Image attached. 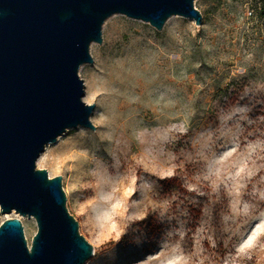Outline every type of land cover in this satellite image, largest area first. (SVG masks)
<instances>
[{"label": "rangeland", "instance_id": "1", "mask_svg": "<svg viewBox=\"0 0 264 264\" xmlns=\"http://www.w3.org/2000/svg\"><path fill=\"white\" fill-rule=\"evenodd\" d=\"M195 7L199 26L108 18L79 69L94 129L67 131L36 162L61 177L93 248L84 264H264V18L254 0ZM120 62L139 89L116 122L101 94L117 86L99 70ZM124 122L126 131L109 128ZM11 218L30 245L34 219L12 212L0 224Z\"/></svg>", "mask_w": 264, "mask_h": 264}, {"label": "water", "instance_id": "2", "mask_svg": "<svg viewBox=\"0 0 264 264\" xmlns=\"http://www.w3.org/2000/svg\"><path fill=\"white\" fill-rule=\"evenodd\" d=\"M196 0H0V214L33 218L28 245L18 218L0 224V264H84L93 248L66 207L60 175L36 162L78 127L93 130L79 69L92 63L113 15L161 30L172 16L202 24Z\"/></svg>", "mask_w": 264, "mask_h": 264}, {"label": "bare ground", "instance_id": "3", "mask_svg": "<svg viewBox=\"0 0 264 264\" xmlns=\"http://www.w3.org/2000/svg\"><path fill=\"white\" fill-rule=\"evenodd\" d=\"M125 63L120 62L115 64L110 70L109 73L104 64L100 65L99 72L108 78V82L117 86V89L112 92H104L101 94V98L108 102V107L103 110L104 116L113 117L116 122L121 120L127 113L132 111V103L128 102L127 96L131 94H135L138 91V86H136V80L134 79L132 73L124 72ZM127 122V120H126ZM109 128H114L115 130L126 131V124L121 123L119 125H111ZM138 172L140 169L138 167L135 168ZM134 188V195H137L139 190ZM122 189V186L119 188L118 192ZM168 213L172 214V205L169 206ZM125 236L121 235L120 240H122ZM127 249H124L120 252H126ZM133 252V251H127Z\"/></svg>", "mask_w": 264, "mask_h": 264}, {"label": "trees", "instance_id": "4", "mask_svg": "<svg viewBox=\"0 0 264 264\" xmlns=\"http://www.w3.org/2000/svg\"><path fill=\"white\" fill-rule=\"evenodd\" d=\"M254 3H255V6H256V9H258V12H257L255 20L260 21L261 19L264 18V0H254ZM252 14L250 16H252ZM247 23H249V22H247ZM255 26L256 25H252L251 29H254Z\"/></svg>", "mask_w": 264, "mask_h": 264}, {"label": "built area", "instance_id": "5", "mask_svg": "<svg viewBox=\"0 0 264 264\" xmlns=\"http://www.w3.org/2000/svg\"><path fill=\"white\" fill-rule=\"evenodd\" d=\"M250 15L252 14V12L249 13Z\"/></svg>", "mask_w": 264, "mask_h": 264}, {"label": "clouds", "instance_id": "6", "mask_svg": "<svg viewBox=\"0 0 264 264\" xmlns=\"http://www.w3.org/2000/svg\"><path fill=\"white\" fill-rule=\"evenodd\" d=\"M177 264H179V262H177Z\"/></svg>", "mask_w": 264, "mask_h": 264}]
</instances>
